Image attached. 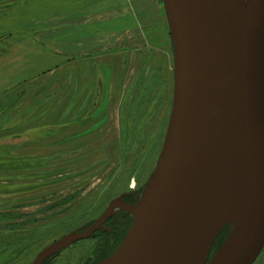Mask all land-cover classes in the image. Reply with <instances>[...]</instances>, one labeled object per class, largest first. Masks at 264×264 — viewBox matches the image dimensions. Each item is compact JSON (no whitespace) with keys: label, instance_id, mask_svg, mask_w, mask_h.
<instances>
[{"label":"rangeland","instance_id":"1","mask_svg":"<svg viewBox=\"0 0 264 264\" xmlns=\"http://www.w3.org/2000/svg\"><path fill=\"white\" fill-rule=\"evenodd\" d=\"M174 99L164 0H0V264H32L121 194L140 200ZM134 218L119 210L43 264L109 259ZM114 223L123 228L117 239ZM231 229L224 226L209 258ZM252 264H264V248Z\"/></svg>","mask_w":264,"mask_h":264},{"label":"water","instance_id":"2","mask_svg":"<svg viewBox=\"0 0 264 264\" xmlns=\"http://www.w3.org/2000/svg\"><path fill=\"white\" fill-rule=\"evenodd\" d=\"M175 48V99L157 167L137 204L122 197L85 231L42 249L43 264L87 239L117 208L134 214L102 264H252L264 248V0L254 19L244 0H164ZM231 182L239 209L226 240L213 219L218 185ZM232 187V188H233Z\"/></svg>","mask_w":264,"mask_h":264},{"label":"bare ground","instance_id":"3","mask_svg":"<svg viewBox=\"0 0 264 264\" xmlns=\"http://www.w3.org/2000/svg\"><path fill=\"white\" fill-rule=\"evenodd\" d=\"M244 11L248 18L254 19L256 14V0H244ZM229 181L218 185L213 202V219L216 224L232 225L239 209V192ZM233 187V188H232Z\"/></svg>","mask_w":264,"mask_h":264},{"label":"trees","instance_id":"4","mask_svg":"<svg viewBox=\"0 0 264 264\" xmlns=\"http://www.w3.org/2000/svg\"><path fill=\"white\" fill-rule=\"evenodd\" d=\"M99 105H100V101L98 100V95L96 94V98H95V101H94V103H93V106H92V109H91V111H92V114L93 113H95V111H97L98 110V108H99ZM122 220H123V222H124V224L125 225H123V228H126L127 226L126 225H128L129 224V220H128V218H124V217H122L121 218ZM114 232H115V236H116V239H117V235H119V233L122 231V229L123 228H121L122 227V225L120 224H117V223H114ZM110 239L109 240H111L112 239V237H109ZM107 243H108V245H109V247H112V242H110V241H107Z\"/></svg>","mask_w":264,"mask_h":264},{"label":"flooded vegetation","instance_id":"5","mask_svg":"<svg viewBox=\"0 0 264 264\" xmlns=\"http://www.w3.org/2000/svg\"><path fill=\"white\" fill-rule=\"evenodd\" d=\"M119 197H122L123 198V200L126 202V203H129V204H131V205H133V204H135L136 202H137V200H139L138 198H136V199H134V194L132 193V192H127V193H124V194H121ZM119 210H125V209H120V208H118L117 210H116V212L114 213V215H116L117 214V212L119 211ZM113 215V216H114ZM112 217V216H111ZM110 217V218H111ZM109 218V219H110ZM108 219V220H109ZM107 220V221H108ZM106 224V223H105ZM113 255V254H112ZM111 255V256H112ZM108 258H106V259H103V260H101L98 264H102L104 261H106Z\"/></svg>","mask_w":264,"mask_h":264}]
</instances>
